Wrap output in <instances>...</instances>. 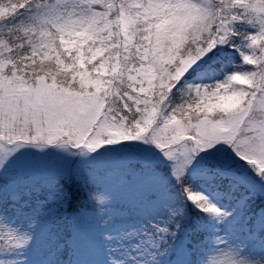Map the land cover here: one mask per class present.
Wrapping results in <instances>:
<instances>
[{
	"label": "snow or ice",
	"instance_id": "snow-or-ice-1",
	"mask_svg": "<svg viewBox=\"0 0 264 264\" xmlns=\"http://www.w3.org/2000/svg\"><path fill=\"white\" fill-rule=\"evenodd\" d=\"M0 264H264V0H0Z\"/></svg>",
	"mask_w": 264,
	"mask_h": 264
}]
</instances>
